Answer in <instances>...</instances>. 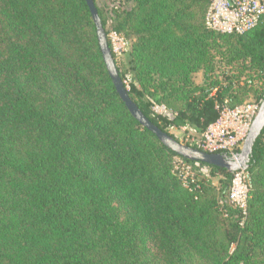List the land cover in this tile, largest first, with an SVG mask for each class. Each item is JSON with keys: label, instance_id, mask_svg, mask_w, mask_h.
<instances>
[{"label": "trees", "instance_id": "1", "mask_svg": "<svg viewBox=\"0 0 264 264\" xmlns=\"http://www.w3.org/2000/svg\"><path fill=\"white\" fill-rule=\"evenodd\" d=\"M127 2L113 26L132 41L121 68L95 0L130 97L172 137L151 100L206 132L228 101L205 94L216 57L249 61L264 80V17L222 35L206 26L210 0ZM261 89L243 90L263 101ZM177 158L192 167L185 181ZM202 167L224 178L220 193L199 179ZM248 172L244 214L228 202L232 173L178 157L141 126L85 0H0V264H264V131Z\"/></svg>", "mask_w": 264, "mask_h": 264}, {"label": "built area", "instance_id": "2", "mask_svg": "<svg viewBox=\"0 0 264 264\" xmlns=\"http://www.w3.org/2000/svg\"><path fill=\"white\" fill-rule=\"evenodd\" d=\"M263 17L264 0H210L206 26L209 30L222 35H245L256 28ZM113 35L119 39V46L115 48L112 35L110 36L113 52L116 59H119L128 52L129 42L116 33ZM248 83L252 82L248 81ZM217 91V89L212 90L211 96H215ZM259 108V105L231 108L229 101L223 105L217 104V109L220 111L219 120L205 132L203 140L188 143L189 146L209 153L235 155L237 150L242 149V141L247 138ZM169 121L173 119L170 118ZM176 165L183 181L187 176H183L182 170H187L188 176L192 175V167L182 159L177 158ZM252 189L248 171L241 170L234 173L228 195L231 207L246 214Z\"/></svg>", "mask_w": 264, "mask_h": 264}, {"label": "rangeland", "instance_id": "3", "mask_svg": "<svg viewBox=\"0 0 264 264\" xmlns=\"http://www.w3.org/2000/svg\"><path fill=\"white\" fill-rule=\"evenodd\" d=\"M96 3L97 6L103 11L105 18L108 21L107 30L109 31V33H111L113 44L116 48L119 46V39L116 38L115 35H113L115 8L118 6L122 10L131 9L133 7V3L127 2V0H96ZM127 41L129 42L128 52L125 53L123 57L117 59L118 65L121 68H124L132 46V41ZM250 66L251 65L249 64V61H232L226 56L216 57L214 60V70L209 75L210 80H208V84L206 85L205 83L207 80L204 71H200L194 74L193 80L198 86H208L205 94H208L215 89L219 90L220 92L222 91L223 93H226L225 98L229 101V105H241V107L245 108L252 105L260 106L262 101L257 100L256 97H254V95L252 94L245 95V90H243L244 88L264 89V80L262 79V73L260 72V70L251 69ZM227 78H229V80ZM125 79L127 85H130L133 82V78L129 73L126 74ZM248 81H251L252 83L250 84L248 83ZM151 101L153 104L152 110L156 116L164 117L167 120H170V118L173 119V121H169L170 126H168V130L178 141L184 144H188L203 140L205 132H202L195 125L187 122L181 123L180 121H178L179 113L177 110L165 105L157 104L156 102H153V100ZM156 107L158 108L156 109ZM244 141H242V148L244 145ZM181 172L183 176H188L187 170H182ZM199 179H205L206 182L211 185V187H214L218 193L221 192V182L224 180V178L212 171L210 168L202 167L201 176L199 177Z\"/></svg>", "mask_w": 264, "mask_h": 264}, {"label": "water", "instance_id": "4", "mask_svg": "<svg viewBox=\"0 0 264 264\" xmlns=\"http://www.w3.org/2000/svg\"><path fill=\"white\" fill-rule=\"evenodd\" d=\"M85 1L89 7L92 19L97 29L99 46L109 76L122 102L126 105L132 116L141 124V126L153 133L165 147L175 153L178 157L193 163L204 164L208 167H216L227 170L232 174L241 170L248 171L255 144L264 131V100L260 105L259 111L239 154L228 155L222 153H209L181 143L176 138L154 125L132 100L118 71L116 61L109 46L107 33L100 18L95 0Z\"/></svg>", "mask_w": 264, "mask_h": 264}]
</instances>
